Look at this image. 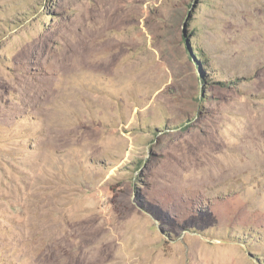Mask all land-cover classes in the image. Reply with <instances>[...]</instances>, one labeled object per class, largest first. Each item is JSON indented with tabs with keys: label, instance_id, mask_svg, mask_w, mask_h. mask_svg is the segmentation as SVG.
Returning a JSON list of instances; mask_svg holds the SVG:
<instances>
[{
	"label": "rangeland",
	"instance_id": "obj_1",
	"mask_svg": "<svg viewBox=\"0 0 264 264\" xmlns=\"http://www.w3.org/2000/svg\"><path fill=\"white\" fill-rule=\"evenodd\" d=\"M0 264H264V0H0Z\"/></svg>",
	"mask_w": 264,
	"mask_h": 264
},
{
	"label": "bare ground",
	"instance_id": "obj_2",
	"mask_svg": "<svg viewBox=\"0 0 264 264\" xmlns=\"http://www.w3.org/2000/svg\"><path fill=\"white\" fill-rule=\"evenodd\" d=\"M66 50V49H65ZM99 51V50H98ZM66 52V51H65ZM63 53V52H62ZM96 53V52H95ZM94 53V54H95ZM62 57H64V58H68L69 57V55H68V53H64V54H62L61 55ZM82 56V55H81ZM70 57H72V56H70ZM73 62V61H72ZM107 63V62H106ZM68 131V130H67ZM251 167V166H250Z\"/></svg>",
	"mask_w": 264,
	"mask_h": 264
}]
</instances>
